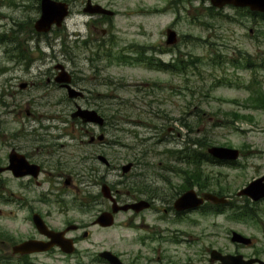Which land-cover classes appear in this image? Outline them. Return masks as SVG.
Listing matches in <instances>:
<instances>
[{
    "label": "rangeland",
    "instance_id": "1",
    "mask_svg": "<svg viewBox=\"0 0 264 264\" xmlns=\"http://www.w3.org/2000/svg\"><path fill=\"white\" fill-rule=\"evenodd\" d=\"M18 1L0 0V15L5 16L0 18V23L6 22L2 31L7 29L12 17L24 21L37 15L32 0L25 1L29 5L24 12L26 17H19L21 12L15 7ZM83 1L73 4V13L66 19L64 29L55 28L53 35L39 41V49H32V62L27 69L14 68L7 58L10 53L4 52L6 44H0V144L11 142L14 136H17L16 142L28 141L33 137L26 133L46 125L60 128L53 132L61 130L73 135L74 138L65 136L58 140L70 144L62 149L64 159L69 163L74 160L80 168V200L86 202L80 204L78 213L71 211L67 217L77 216L87 224L103 209L104 200L98 198L91 203L93 200L88 196L99 192L101 182L124 191L125 183L137 182L142 175L146 180L156 171L179 185L181 173H174L172 169L189 172L192 168L190 162L170 158L169 150L206 155L207 145L237 149L236 160L216 164L204 159L201 164L207 189L221 190L228 199L221 212L193 213L186 222L173 223L171 217L156 221L159 215L151 211L144 213V222L165 230L166 236L174 237L175 231L181 233L175 236L177 242L160 245L161 254L175 258L172 259L177 264H212L207 260L211 248L264 260V197L252 201L247 196L237 195L251 180L264 176V109L244 106L251 94L248 85H259L264 91V17L253 22L245 11L232 6L208 10V0H179L175 5L177 11L160 15L133 12L157 5L163 8L164 1L168 0H96L111 3L114 9L132 12L114 18L108 29L111 33L103 36L100 29L104 25L91 23L89 27V21L85 23L89 17L80 13ZM167 28L176 32V45L164 44ZM110 39L115 44L111 45ZM83 41H87L88 46ZM100 44L105 49L111 47L113 52L123 47L129 50L130 45L132 50L156 51V56L167 64L176 63L180 57L187 60V68L177 72L154 70L137 61L119 64L108 59L101 52L103 49H98ZM80 52L83 59L74 61L73 55ZM92 53L103 55L96 62L84 59ZM248 62L250 66L246 65ZM58 63L75 72L74 80L89 92V98H67L65 92L53 85V73L59 71L53 66ZM47 78L50 82H46ZM19 82H26L28 87L21 90ZM2 101L7 105L3 106ZM73 103L102 114L104 126L100 131H97L100 128L95 130L96 135L104 134L105 142L84 143L85 129L90 127L71 117L75 109ZM233 112L243 116H234ZM39 132L40 128L34 134ZM194 140L204 145H191ZM99 153L107 157L110 166L105 167L96 159ZM133 160L135 166L123 177L121 165ZM86 173L92 176V181L89 182ZM5 184L6 188L0 192L12 186L10 180ZM156 184L162 185L160 179H156ZM64 190L63 198H67L66 194L72 195L66 187ZM0 196L3 200L7 194ZM242 209L251 211L254 216L250 220L234 219L232 214ZM124 217L125 214L119 213L110 228L89 226L91 239L118 251L135 248L130 240L141 232L120 225ZM10 225L8 219L0 222L1 228ZM232 230L250 237L252 244L232 243L229 239ZM149 256L155 257L156 253Z\"/></svg>",
    "mask_w": 264,
    "mask_h": 264
},
{
    "label": "flooded vegetation",
    "instance_id": "2",
    "mask_svg": "<svg viewBox=\"0 0 264 264\" xmlns=\"http://www.w3.org/2000/svg\"><path fill=\"white\" fill-rule=\"evenodd\" d=\"M25 1L32 0H19L15 3L16 9L21 12L19 17H26L24 12L28 10L29 5ZM60 1L68 4V19L73 13V4L78 0ZM178 1H164L163 8L157 5L154 8L138 9L133 13L160 15L171 10L174 11ZM34 2L37 14L35 17L25 18L24 21L12 17L9 24L6 25L7 29L3 31L1 27L6 22L1 21L0 24V44H6L3 47L4 52L7 55L10 53V58L9 56L7 58L13 62L14 68L23 67L27 69L32 62V49L40 48L39 41L53 35L55 28L64 29L65 27V22H62L59 27L54 26L48 33L35 31L34 22L40 14L41 0H34ZM82 4L80 13L89 17L85 23L89 21V27H91V23L104 25L103 28H99L103 36H108L111 33L108 29L114 18L125 13H132L114 9L111 3L102 4L96 0H84ZM95 5H101L107 11L93 12L97 9ZM0 18H5V16L0 15ZM93 27L95 26L93 25ZM87 43L86 41L85 46H88ZM82 54V52L74 54L73 60H82ZM94 56L92 54L90 58L84 57V59L91 60ZM153 60L156 59L153 58ZM56 65L53 66V69L57 67ZM57 69L59 68L57 67ZM65 69L67 68L65 67ZM67 70L72 77L71 85L84 93L77 98H89V92L74 80L73 74L75 72ZM57 72L54 71L53 77L56 76ZM46 82H50V78H47ZM53 85L66 94L61 84L53 82ZM18 87L27 88L28 84L19 82ZM73 104L76 107V103ZM26 112L28 114V109ZM46 118L52 119L54 117L46 116ZM77 122H80V119L77 118ZM86 124L90 128L85 129L84 134L87 139L84 143L95 145L105 142V136L102 141L98 142L96 139L98 135H96L95 129L98 128L96 125ZM38 128L41 129V132L34 134ZM38 128L26 133L27 136L33 137L28 141L16 142L17 136H14L11 142L0 144V191L6 188V181L12 182L9 189L0 192V195L7 194L3 200L0 196V222L3 219H8L11 223L9 228H1L0 226V264H112L104 254L106 251L115 255L121 264H177L173 260L175 258L172 257V259L169 255L161 254L160 245L163 242H177L175 236L181 233L175 231L174 237L166 236L165 230H161L154 224L144 222V213L155 211L159 215L156 221L171 217L173 223L178 220L186 222L185 219L193 213L198 215L208 213L207 208L210 204L208 201L194 209L176 210L174 208L175 199L185 190L195 188L198 195L202 194V192L197 191V184L193 186V179L187 171H182L180 174L182 182L179 185L172 182L164 173L161 174L156 171L148 175L146 180L142 179L144 177L142 175L137 182L125 183L124 191L115 189V186L110 183L109 193L112 199L102 194L100 186L97 194H89L88 196L93 200L91 203H94L98 198L104 200L103 209H99L89 224L83 223L77 219V216L71 219L67 217L71 215L69 213L71 211L78 213L80 204L86 201L80 200L82 179L80 168L74 163V160L69 163L65 162L64 159L65 155L62 149L70 144L59 142L62 137L74 138V136L61 130L53 132L60 129L57 126L46 125ZM102 128L97 129V131ZM14 134L16 135V133ZM98 155L103 154H96V159H98ZM70 157L73 159V154ZM105 158L107 159L106 156ZM129 162L131 163L129 171H131L136 161ZM107 166H110V162L105 167ZM86 174L88 175V173ZM122 175L125 177V174ZM87 177L89 182L93 180L91 175ZM156 179H160L161 186L156 184ZM117 182L119 185L123 184L122 181ZM118 184L116 183V185ZM65 187L72 193L71 196L66 194L67 198H63ZM139 201H145L147 205L139 210L134 207L120 209L113 214L114 222L115 217L122 213L125 214V217L120 225L126 229L140 230L139 236L130 240L135 248L128 247L118 251L111 245L105 247L91 239L92 232L89 230V226L105 229L114 225V222L110 227L97 224L95 220L101 212H110L114 203L118 207ZM158 201H161L162 205L157 206ZM150 253H156V256H149ZM207 260L209 262V258ZM209 263L218 264L217 262ZM183 264L187 263L184 262Z\"/></svg>",
    "mask_w": 264,
    "mask_h": 264
},
{
    "label": "water",
    "instance_id": "3",
    "mask_svg": "<svg viewBox=\"0 0 264 264\" xmlns=\"http://www.w3.org/2000/svg\"><path fill=\"white\" fill-rule=\"evenodd\" d=\"M210 3L215 7H222L225 4H232L238 7H248L251 10H257L264 12V0H210ZM97 9L94 11H99L100 6H96ZM67 4L64 2L54 1V0H42L41 1V15L40 18L35 23V28L38 31H48L52 25H60L62 19L67 15ZM175 41V32L168 30V39L167 43H173ZM70 78L66 76V73L62 72L61 75L57 78L56 81L68 82ZM66 87L69 89V96L74 97L79 92L70 88L68 85ZM74 116H79L83 121H91L101 125L103 123L102 117L93 109H81L77 107L76 111L73 112ZM98 139H102V136H98ZM208 152L219 159H235L238 155L236 149H230L226 147H210ZM98 158L105 163L106 159L99 155ZM130 167V164L122 166V172H126ZM264 177L253 180L245 188L241 189L237 194H244L249 196L252 200H258L264 197ZM101 191L105 197L111 198L109 187L106 184H103ZM203 198L210 200L214 203H224L225 199L223 197H217L211 193H204L202 198H198L196 193L190 189L183 194H181L174 202V207L176 210L192 209L196 208L203 202ZM110 212L104 211L98 215L95 222L101 226H110L113 223V213L117 212L119 209H127L128 207H134L136 210L144 208L147 204L145 201H139L138 203L118 206L116 207L115 203ZM231 242L249 245L251 239L237 233L235 231L231 232L230 237ZM28 244V243H27ZM112 264H121L120 261L112 255L110 252H104ZM209 261H217L218 264H264V261L257 258H248L245 259L241 254H222L219 251L212 249L210 251Z\"/></svg>",
    "mask_w": 264,
    "mask_h": 264
},
{
    "label": "trees",
    "instance_id": "4",
    "mask_svg": "<svg viewBox=\"0 0 264 264\" xmlns=\"http://www.w3.org/2000/svg\"><path fill=\"white\" fill-rule=\"evenodd\" d=\"M246 12H247V14H249V16L251 17L253 22L256 21V18L264 16L263 14L251 13L248 10ZM196 17H198V16H196ZM113 42H115V41L110 39V43H113ZM119 53L120 54L118 55V58H124V56L121 55V54H123V52L121 51ZM244 103H245L244 104L245 107H254V108L264 109V91H261L259 86H254V88L251 91L250 96L247 99H245ZM233 115L234 116H243V115L238 114L236 112H233ZM193 142L198 143L200 145H204L203 143L201 144L198 140H194ZM169 153H170V155H173L171 151ZM175 158L180 159L179 156H174V159ZM201 162H202V159L200 158V156H197V154L192 155L190 158V163L192 164V169H191L190 173L193 176L194 184H197L201 190H204V189H207V185L204 184V180H203L204 178L202 176V170L199 167V164ZM217 193L223 194V191L220 190ZM217 207L218 206H216V208ZM253 216H254V214L247 209H242L239 212H235L232 214V217L234 219H238V220H250Z\"/></svg>",
    "mask_w": 264,
    "mask_h": 264
},
{
    "label": "bare ground",
    "instance_id": "5",
    "mask_svg": "<svg viewBox=\"0 0 264 264\" xmlns=\"http://www.w3.org/2000/svg\"><path fill=\"white\" fill-rule=\"evenodd\" d=\"M0 24H1V23H0ZM3 25H4V24H3ZM3 25H2V26H3Z\"/></svg>",
    "mask_w": 264,
    "mask_h": 264
}]
</instances>
